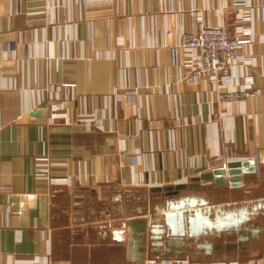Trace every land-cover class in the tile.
I'll return each instance as SVG.
<instances>
[{"label": "crops", "instance_id": "obj_1", "mask_svg": "<svg viewBox=\"0 0 264 264\" xmlns=\"http://www.w3.org/2000/svg\"><path fill=\"white\" fill-rule=\"evenodd\" d=\"M198 16L253 32L241 50L252 63L236 65L233 79L260 94L221 103L211 81L187 78L173 48ZM61 85L70 121L51 122L43 88ZM80 113L96 120L84 127ZM47 154L66 163L53 175L71 182L38 178ZM243 159L256 160L248 177L263 188L264 0H0V264L263 259L264 215L259 235L213 255L144 256L128 223L152 211L153 187ZM202 189L216 203L249 195L223 184Z\"/></svg>", "mask_w": 264, "mask_h": 264}, {"label": "water", "instance_id": "obj_2", "mask_svg": "<svg viewBox=\"0 0 264 264\" xmlns=\"http://www.w3.org/2000/svg\"><path fill=\"white\" fill-rule=\"evenodd\" d=\"M258 171L254 159L232 160L227 167H214L190 182L153 187L152 211L147 217L128 221L134 242L141 244L144 256L193 252L213 255L216 250L246 244L260 234L255 224L264 215V187L248 177ZM213 184L241 188L249 195L239 203H216L202 189ZM261 188L257 199H252L254 195L250 194ZM231 235H237L238 241L225 239Z\"/></svg>", "mask_w": 264, "mask_h": 264}, {"label": "built area", "instance_id": "obj_3", "mask_svg": "<svg viewBox=\"0 0 264 264\" xmlns=\"http://www.w3.org/2000/svg\"><path fill=\"white\" fill-rule=\"evenodd\" d=\"M171 33V31H167ZM255 39L252 31L247 27L239 26L232 30L231 25L226 23H211L202 16H198L195 29L180 31L178 35V44L173 48L174 61L181 62L188 69L187 78L191 82H197L200 79H207L213 83L215 98L221 103H233L246 100L248 97L258 95L262 90L252 82L243 84L236 83L233 79V69L236 65L247 66L252 63L248 55L242 56V48L252 43ZM185 52L187 56L182 59L180 53ZM100 56H102L100 54ZM107 56V54H106ZM235 78V77H234ZM63 86H57L55 89L47 91L46 100L52 102L50 107V121L57 119L70 121L68 111L64 109L63 102L59 101L60 96L57 93ZM49 90V91H48ZM73 95H68V98ZM96 116L87 113L79 114V122L84 125H91ZM228 160H221L218 164L227 167ZM66 163L54 162L49 155L38 158L37 175L38 178L53 183L71 182L69 177L54 176V167L62 166ZM145 264H264V258L251 260L248 262L231 261L220 263L194 262L189 257H180L163 260H148Z\"/></svg>", "mask_w": 264, "mask_h": 264}, {"label": "flooded vegetation", "instance_id": "obj_4", "mask_svg": "<svg viewBox=\"0 0 264 264\" xmlns=\"http://www.w3.org/2000/svg\"><path fill=\"white\" fill-rule=\"evenodd\" d=\"M257 197H258V196L254 197V198H252V199L255 200V199H257ZM263 212H264V208H263ZM230 237H231V238H230V241H232V239H236V241H238V239H237V235H231ZM191 254H196V253L193 252V253H191Z\"/></svg>", "mask_w": 264, "mask_h": 264}, {"label": "rangeland", "instance_id": "obj_5", "mask_svg": "<svg viewBox=\"0 0 264 264\" xmlns=\"http://www.w3.org/2000/svg\"><path fill=\"white\" fill-rule=\"evenodd\" d=\"M59 119H60V118H59ZM57 120H58V119H57ZM241 199H242V198H240V200H241ZM242 200H243V199H242ZM256 247H258V248L260 247L261 249H264V242L262 241V244H260V245H258V246H256ZM254 249H255V248H254ZM256 249H257V248H256ZM256 249H255V250H256ZM255 250H254V251H255Z\"/></svg>", "mask_w": 264, "mask_h": 264}]
</instances>
